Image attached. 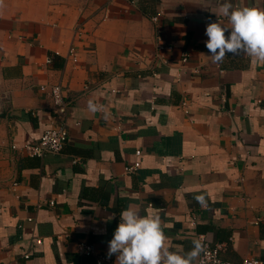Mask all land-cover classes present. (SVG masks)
Listing matches in <instances>:
<instances>
[{"label":"crops","instance_id":"1","mask_svg":"<svg viewBox=\"0 0 264 264\" xmlns=\"http://www.w3.org/2000/svg\"><path fill=\"white\" fill-rule=\"evenodd\" d=\"M218 10L217 0H3L0 264H98L129 206L160 215L170 250L206 235L226 261L264 259V64L211 62L206 26L228 25ZM54 85L69 103L68 143L42 158L14 151L63 121L41 90Z\"/></svg>","mask_w":264,"mask_h":264},{"label":"clouds","instance_id":"2","mask_svg":"<svg viewBox=\"0 0 264 264\" xmlns=\"http://www.w3.org/2000/svg\"><path fill=\"white\" fill-rule=\"evenodd\" d=\"M217 3L219 10L213 13L226 18L228 25L217 20L206 26L205 45L211 62L222 63L227 55L243 54L254 63L264 64V9L236 7L231 0H217ZM102 109V105L88 102L90 112ZM194 200L202 208L208 204L205 194L195 195ZM167 240L159 214L141 216L129 206L120 214V222L108 242L107 256L115 254L116 264H202L200 257L207 254L202 239H194L191 250L184 253L170 250Z\"/></svg>","mask_w":264,"mask_h":264},{"label":"built area","instance_id":"3","mask_svg":"<svg viewBox=\"0 0 264 264\" xmlns=\"http://www.w3.org/2000/svg\"><path fill=\"white\" fill-rule=\"evenodd\" d=\"M153 20L157 22L159 20V17L156 16L153 18ZM226 35L228 34L226 33ZM157 42H158V49L161 51L171 48L170 45H167L165 43L162 37H158ZM70 55L71 57H73L74 63H77L78 57L75 53L74 48L70 50ZM230 57H234V56L227 55L224 58V60ZM51 62H52V59L48 58L47 63L50 64ZM187 62H189V57L187 55H184L183 63L186 64ZM41 90L43 92L48 93L53 103L52 110L54 114L57 117H61L63 121L61 123L53 121L51 123V126L44 131L39 141L35 143H28L22 147H18L17 145H12V149L14 151H22L30 157H37V158H42L46 154H49V153H59L60 151L63 150L64 146L68 143L70 139V134H69L68 126H67L69 103L65 97V92L63 90V87L61 85H54L51 87L42 86ZM10 102L11 101L9 97L0 96V114L4 113L7 110L6 106ZM137 154L138 156H141L142 152L139 150L137 151ZM141 166H142V163L140 160H138L133 165H128L126 167V172L128 174H133ZM50 204L53 206L55 203L51 202ZM29 220H32V219H29ZM191 223L192 225L196 224L194 220H192ZM198 238L202 239L206 245L207 254L206 255L202 254V256L200 257V261H202V264H217V262L218 264H264V259H260V258H248V259H245L237 263L226 261L221 258V253L226 249V245L214 244L208 240L206 235H198ZM34 243L41 245L43 244V240L39 238V239H36ZM80 251L82 254H85L88 256L95 254L93 246L88 245V244H81ZM25 257L29 258L30 254H26ZM97 263L98 264H114V260L112 256L109 258L107 255L102 254V255L97 256Z\"/></svg>","mask_w":264,"mask_h":264}]
</instances>
